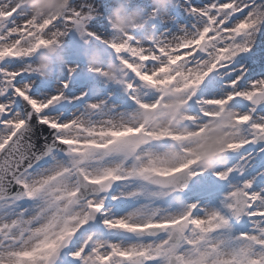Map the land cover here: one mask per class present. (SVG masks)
Returning a JSON list of instances; mask_svg holds the SVG:
<instances>
[{
    "label": "snow or ice",
    "instance_id": "snow-or-ice-1",
    "mask_svg": "<svg viewBox=\"0 0 264 264\" xmlns=\"http://www.w3.org/2000/svg\"><path fill=\"white\" fill-rule=\"evenodd\" d=\"M179 6L196 22L169 38L157 30L176 0H66L36 20L19 0H0V52L9 49L0 55V264H264V76L249 72L253 61L264 67V0ZM132 11L140 26L120 28L114 13ZM49 33L60 58L40 76L41 49L31 46ZM164 67L201 78L178 93L180 126L158 135L151 117L169 98L141 77L159 80ZM78 70L81 90L69 96ZM109 83L131 111L110 115L105 99H91ZM225 117L226 138L213 141ZM201 155L220 162L209 170ZM209 176L226 188L223 211L205 206L216 191ZM232 222L243 230L232 235Z\"/></svg>",
    "mask_w": 264,
    "mask_h": 264
},
{
    "label": "rangeland",
    "instance_id": "rangeland-1",
    "mask_svg": "<svg viewBox=\"0 0 264 264\" xmlns=\"http://www.w3.org/2000/svg\"><path fill=\"white\" fill-rule=\"evenodd\" d=\"M59 4H64L66 0H58ZM27 2H30L33 4V7L28 8V12L31 14L32 19H40L45 18L49 15H51L53 18L54 16L61 10L59 7H56V2L52 0L51 3L47 2V0H19L20 4L27 5ZM153 4L157 5L158 7H163L166 3H169L170 0H152ZM194 3L199 2V0H193ZM177 7L173 10L172 16L174 23L181 25L183 29H191L192 25L196 22L194 20V17L188 15L185 13L183 7H180L179 5L184 4V0H176ZM193 20V22H192ZM114 21L119 25L120 28H132V27H139L141 24V19L139 15L132 11L128 12L126 14H120L119 12L114 13ZM191 23V24H190ZM46 27V25H35L36 31H42L43 28ZM168 29H172V24L167 27ZM54 33H49L46 38L37 37L36 41L32 44L31 50L35 52L36 49H41L39 55L36 56L35 63L33 64L34 70L39 74L40 76H46L49 75L52 71L54 62L59 60V52L58 50L53 51L52 43H53V36ZM9 54V49L5 47L3 52H0V55H7ZM42 56H47V60L45 61ZM259 61V60H258ZM169 64L171 62L169 61ZM109 71H112L110 68ZM161 74L162 78L159 80H154L152 76H143L142 79L146 80L149 84L153 85L154 87H157L158 90L161 93V96L168 97V102L166 104H163L160 106V111L156 112L155 115L151 117L153 127L158 129V135H168L170 128H176L179 127L182 123L183 117L181 116L179 112V107L181 105V101L179 100L178 93L180 90H182L185 87L192 86L195 83L199 82V79L201 78L195 70L189 71V72H183L179 71L180 74L177 72L173 76L167 75V72L169 71L168 67H164L158 70ZM263 73V72H262ZM81 73H73L72 77V83L69 84V90L66 92L67 95L71 96L74 94H78L81 90L78 87H74L73 84L76 80L81 78ZM67 78V72L64 73V75L61 77V79ZM121 78H123L121 76ZM173 81L176 82L175 87H169L173 83ZM91 99L93 100H99V99H105L106 104L104 106V109L108 112L110 115H116L121 112L125 111H131L135 106L130 103V108H125L119 100H127L124 93L120 90L118 85H114L112 83H109L107 85H103V92L101 95L98 96H91L89 94ZM147 99V96L144 97ZM109 106H113L109 108ZM67 107V112H70L71 107ZM156 109V105L150 106L147 111L153 112ZM84 108L81 106L80 111H83ZM66 112V113H67ZM65 113V114H66ZM227 120V117L224 118L223 121ZM221 123V121L219 122ZM223 123V122H222ZM226 123L222 124V127H224ZM220 128V125H219ZM221 129V128H220ZM199 135V133H190V132H182L177 138L178 139H190L191 137ZM212 137H215L216 140L220 137L219 131L213 129ZM215 141V140H214ZM213 144L212 146H214ZM196 149H202L201 144H197L194 146ZM189 151H192L191 149ZM200 159H204V156H198ZM215 177L209 176L208 180L205 181L208 185H211L213 187H218L215 185ZM116 185L113 186L115 188ZM223 189L220 192H215V196L211 199L209 203H207L205 206L209 208H215L217 210L223 211V208L221 207L220 201L222 199L223 192L226 191V188L221 186ZM142 202V201H141ZM31 201H24L22 202V206L24 207H30ZM135 205L130 206H120L119 212L122 215L124 212L130 210V207H134ZM159 206L161 208H165L166 205L164 203H160ZM115 210V209H114ZM168 211H175L177 210L176 205H172L171 208L166 209ZM93 223H95L93 221ZM244 225L242 224L243 230ZM240 230V231H241ZM104 235H109L107 232L103 233ZM227 235V233H225ZM123 236V235H122ZM134 238V239H133ZM106 239H109L108 237ZM123 242L125 243H131L135 242L136 238L132 237V239H126L122 237ZM145 240L147 239H159V237H144Z\"/></svg>",
    "mask_w": 264,
    "mask_h": 264
},
{
    "label": "bare ground",
    "instance_id": "bare-ground-1",
    "mask_svg": "<svg viewBox=\"0 0 264 264\" xmlns=\"http://www.w3.org/2000/svg\"><path fill=\"white\" fill-rule=\"evenodd\" d=\"M55 2H56V7H59L60 9H62V7H63V5L62 4H59V1L58 0H54ZM26 7H27V9L28 8H31V7H33V4L32 3H30V2H27V5H26ZM49 17H52L51 15H49L47 18H49ZM53 18V17H52ZM194 20H195V18H194ZM192 22H193V20H192ZM172 24V29H168L167 27L169 26V25H171ZM191 24V23H190ZM165 29H167L168 31L165 33L166 35H168V37L169 38H171L173 35H179V34H181V30L183 29V27L181 26V25H178V24H176V23H174V20H168L167 18L165 19V22L162 24V25H160L159 26V28H158V32H164V30ZM173 43H174V41H173ZM257 55H259V52H257ZM178 59H181L180 57H172L171 59H170V62H171V64H175L176 63V61L178 60ZM253 63V65H254V67H252V68H250L249 69V72L250 73H254L256 76H264V67H261L260 66V62L258 61V60H256V61H253L252 62ZM247 66V65H246ZM263 72V73H262ZM179 74H180V72H178ZM70 112H71V110H70ZM67 114V113H66ZM222 122L221 123H219V124H217L216 126H215V130H217V131H219L220 132V130L221 129H223L224 127H222ZM219 125H220V128H219ZM194 134H196V133H194ZM211 138L213 139V141L214 140H216V138L215 137H212L211 136ZM237 232H239V230L238 231H236L234 228H233V226L231 225V234L232 235H234V234H236ZM123 236L128 240V239H132V237H130V236H128L127 234H123ZM109 238V240H113V241H115V240H124V239H122V236H111V235H104L103 234V238ZM134 239V238H133Z\"/></svg>",
    "mask_w": 264,
    "mask_h": 264
},
{
    "label": "clouds",
    "instance_id": "clouds-1",
    "mask_svg": "<svg viewBox=\"0 0 264 264\" xmlns=\"http://www.w3.org/2000/svg\"><path fill=\"white\" fill-rule=\"evenodd\" d=\"M47 2L51 3L52 0H47ZM222 122L223 123H227V120L222 121ZM226 132H227V129L223 128V129L220 130L219 135L221 137H225L226 138ZM219 147H223V143L222 142L220 144H218V145L212 146L210 149H208V151L209 152L216 151V149L219 148ZM219 162H220L219 161V155H215V156L208 155L203 160H201L202 166L207 168V169H209V170H211L214 167V165L216 163H219Z\"/></svg>",
    "mask_w": 264,
    "mask_h": 264
},
{
    "label": "water",
    "instance_id": "water-1",
    "mask_svg": "<svg viewBox=\"0 0 264 264\" xmlns=\"http://www.w3.org/2000/svg\"><path fill=\"white\" fill-rule=\"evenodd\" d=\"M41 133H42L43 135H45V136L49 135L47 129H42V128L37 127V128H36V134L39 135V134H41Z\"/></svg>",
    "mask_w": 264,
    "mask_h": 264
}]
</instances>
